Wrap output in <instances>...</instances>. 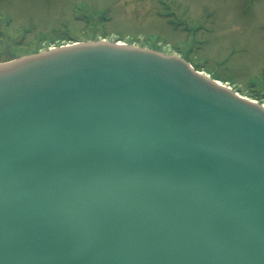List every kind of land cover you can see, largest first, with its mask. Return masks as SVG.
Returning a JSON list of instances; mask_svg holds the SVG:
<instances>
[{"label":"water","instance_id":"obj_1","mask_svg":"<svg viewBox=\"0 0 264 264\" xmlns=\"http://www.w3.org/2000/svg\"><path fill=\"white\" fill-rule=\"evenodd\" d=\"M0 264H264V106L111 40L0 62Z\"/></svg>","mask_w":264,"mask_h":264},{"label":"rangeland","instance_id":"obj_2","mask_svg":"<svg viewBox=\"0 0 264 264\" xmlns=\"http://www.w3.org/2000/svg\"><path fill=\"white\" fill-rule=\"evenodd\" d=\"M91 36L180 53L264 101V0H0V60Z\"/></svg>","mask_w":264,"mask_h":264},{"label":"trees","instance_id":"obj_3","mask_svg":"<svg viewBox=\"0 0 264 264\" xmlns=\"http://www.w3.org/2000/svg\"><path fill=\"white\" fill-rule=\"evenodd\" d=\"M64 36H65V35H64ZM61 38H62L63 41H65V40H66V41H73L72 38H70V37H64V38L61 37ZM61 38H59V39H61ZM58 44H61V43H58Z\"/></svg>","mask_w":264,"mask_h":264},{"label":"flooded vegetation","instance_id":"obj_4","mask_svg":"<svg viewBox=\"0 0 264 264\" xmlns=\"http://www.w3.org/2000/svg\"><path fill=\"white\" fill-rule=\"evenodd\" d=\"M259 95H261V94H259ZM262 97L264 98V92H262L261 98H262Z\"/></svg>","mask_w":264,"mask_h":264}]
</instances>
